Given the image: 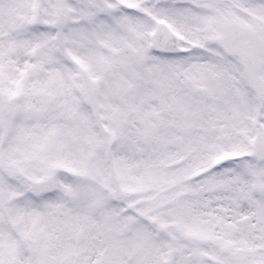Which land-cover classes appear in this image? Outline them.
Returning a JSON list of instances; mask_svg holds the SVG:
<instances>
[{
	"label": "snow or ice",
	"instance_id": "1",
	"mask_svg": "<svg viewBox=\"0 0 264 264\" xmlns=\"http://www.w3.org/2000/svg\"><path fill=\"white\" fill-rule=\"evenodd\" d=\"M0 264H264V0H0Z\"/></svg>",
	"mask_w": 264,
	"mask_h": 264
}]
</instances>
